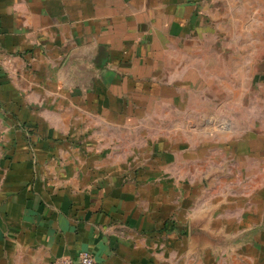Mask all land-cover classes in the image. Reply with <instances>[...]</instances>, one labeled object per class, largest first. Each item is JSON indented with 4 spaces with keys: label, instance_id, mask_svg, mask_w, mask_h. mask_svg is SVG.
<instances>
[{
    "label": "crops",
    "instance_id": "0c3cea01",
    "mask_svg": "<svg viewBox=\"0 0 264 264\" xmlns=\"http://www.w3.org/2000/svg\"><path fill=\"white\" fill-rule=\"evenodd\" d=\"M223 44L264 96V0H0V264H264V120L209 134L185 67Z\"/></svg>",
    "mask_w": 264,
    "mask_h": 264
},
{
    "label": "rangeland",
    "instance_id": "374dc122",
    "mask_svg": "<svg viewBox=\"0 0 264 264\" xmlns=\"http://www.w3.org/2000/svg\"><path fill=\"white\" fill-rule=\"evenodd\" d=\"M257 16L258 15H254V20H251L250 16H248V18L246 16H239V30L237 31L238 36L236 39L242 38L245 40L253 37L255 42L257 41V44L260 42V29L247 30L245 27L246 21L247 23L254 21L251 22L252 25H259L260 20ZM224 37H227V35H223V39ZM262 49L263 48L260 45L236 48L223 44L222 54L216 58V60H220V62L216 61L215 63L214 55L216 54V50L214 47H185V67L190 66L189 64H194L195 66L197 60L211 57V61L207 62V72H209V75H207L205 79H201L200 81L196 80L195 82V85L198 83V85H205V87L209 89L206 91V96H204L206 104L208 105V110L206 111L207 119L216 117L215 110H213L214 102L217 103L218 108L222 106V108L227 110L228 113L233 112L235 117H237V119H232L229 115H222L220 119L218 118L215 124L213 123L211 125L213 131H210L209 134L229 130V128L232 127V120L239 121L235 127L238 132L247 127L255 129L261 128V122L264 120V96L261 94L262 86L252 79L253 77L251 76V68L248 67L249 65L236 62V60L240 59L241 55H255L257 52L260 54ZM254 72H256V69H254ZM218 73L221 74L220 77L218 76ZM196 98H198V96H196ZM186 101L187 96L185 97V102ZM193 103L196 105L197 100H194ZM229 108H232V111H229Z\"/></svg>",
    "mask_w": 264,
    "mask_h": 264
},
{
    "label": "built area",
    "instance_id": "2783aa9c",
    "mask_svg": "<svg viewBox=\"0 0 264 264\" xmlns=\"http://www.w3.org/2000/svg\"><path fill=\"white\" fill-rule=\"evenodd\" d=\"M53 264H96V259L92 252L82 251L76 259L64 256L57 258Z\"/></svg>",
    "mask_w": 264,
    "mask_h": 264
}]
</instances>
